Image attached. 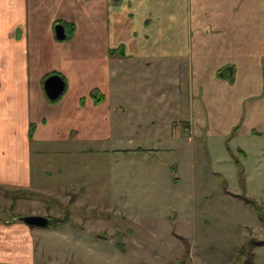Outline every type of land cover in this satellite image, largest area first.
<instances>
[{
	"label": "crops",
	"instance_id": "0c3cea01",
	"mask_svg": "<svg viewBox=\"0 0 264 264\" xmlns=\"http://www.w3.org/2000/svg\"><path fill=\"white\" fill-rule=\"evenodd\" d=\"M53 72L67 84L56 102L44 89ZM263 74L264 0H0V188L46 195L54 173L125 140L131 107L156 125L166 105L201 137L224 140L241 122V134L262 135ZM68 157L84 159L69 167ZM36 229L0 221V264H35Z\"/></svg>",
	"mask_w": 264,
	"mask_h": 264
},
{
	"label": "rangeland",
	"instance_id": "374dc122",
	"mask_svg": "<svg viewBox=\"0 0 264 264\" xmlns=\"http://www.w3.org/2000/svg\"><path fill=\"white\" fill-rule=\"evenodd\" d=\"M142 79L134 71L129 85L139 90ZM163 109L156 125L143 123L141 108L127 109L128 125L120 135L125 140L107 146L121 151L95 152L92 162L66 175L54 173L46 195L16 199L12 190L0 188V221L40 215L58 226L32 233L35 264H179L186 249L181 238L191 246L186 264H230L240 244L253 254L264 242L258 211L244 199L264 208V134H241V122L224 140L201 137L185 119L173 123L169 108ZM83 159L65 158L69 167ZM236 161L244 164L242 171ZM256 253L264 264V246Z\"/></svg>",
	"mask_w": 264,
	"mask_h": 264
},
{
	"label": "trees",
	"instance_id": "16d2710c",
	"mask_svg": "<svg viewBox=\"0 0 264 264\" xmlns=\"http://www.w3.org/2000/svg\"><path fill=\"white\" fill-rule=\"evenodd\" d=\"M52 75H56V73L53 72V73L47 75L44 78V81H46V79L48 77L52 76ZM93 95H95L97 103H100L103 100V98L100 97L101 94L99 93L98 90H95L93 92ZM51 102H56V101H51ZM34 129H35V126L33 125L31 127V132H30L31 136L34 134ZM236 164H237L238 168L240 169V171H242L243 170L242 164L239 161H236ZM12 192H14L13 193L14 194V198H16V199L26 198L28 196L31 197L33 195V192H31L29 190H25V189H15V190L13 189ZM244 199H245L246 202H249L250 204H252L253 206L256 207V209L258 211V214H259L260 221L264 225V208H263L262 204H259L258 202L254 201V200H251V199H248V198H244ZM69 209H70V207L68 208V210ZM57 221H60V220H57ZM63 221L66 222L68 220L66 219V220H63ZM49 227H57L58 228L57 224L54 225L51 222H50V226ZM181 239L185 242L186 249L184 251L183 258H181L179 260V264H186L187 261L190 259L191 246H190V242H189V240L187 238H181ZM263 245H264V242H258V245H256V247L263 246ZM238 247L239 248H238L237 255H236L234 261L232 263H230V264H239L242 261V259L247 257V256H251L252 257L251 261L248 264H255V256H256L255 252L253 254L248 253L247 250H246V247L244 245H242V244H240Z\"/></svg>",
	"mask_w": 264,
	"mask_h": 264
},
{
	"label": "water",
	"instance_id": "95a60500",
	"mask_svg": "<svg viewBox=\"0 0 264 264\" xmlns=\"http://www.w3.org/2000/svg\"><path fill=\"white\" fill-rule=\"evenodd\" d=\"M55 31L58 40L63 41L67 39L66 30L63 25H57ZM66 85L65 80L59 75L48 77L44 84L47 97L51 101L60 99L66 90ZM20 220L31 227L45 229L50 226V219L40 215L21 217Z\"/></svg>",
	"mask_w": 264,
	"mask_h": 264
},
{
	"label": "flooded vegetation",
	"instance_id": "af4514ba",
	"mask_svg": "<svg viewBox=\"0 0 264 264\" xmlns=\"http://www.w3.org/2000/svg\"><path fill=\"white\" fill-rule=\"evenodd\" d=\"M36 228V227H35Z\"/></svg>",
	"mask_w": 264,
	"mask_h": 264
}]
</instances>
